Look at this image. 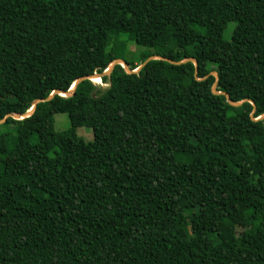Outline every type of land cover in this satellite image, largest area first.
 I'll return each mask as SVG.
<instances>
[{"label":"trees","instance_id":"1","mask_svg":"<svg viewBox=\"0 0 264 264\" xmlns=\"http://www.w3.org/2000/svg\"><path fill=\"white\" fill-rule=\"evenodd\" d=\"M152 55L264 115V0H0V120ZM96 79L0 124V264H264V119L191 63Z\"/></svg>","mask_w":264,"mask_h":264},{"label":"water","instance_id":"2","mask_svg":"<svg viewBox=\"0 0 264 264\" xmlns=\"http://www.w3.org/2000/svg\"><path fill=\"white\" fill-rule=\"evenodd\" d=\"M151 61H163V62L168 63L169 65H172V66H179V65H182V64H185V63H191L193 65V79L195 81L200 82V81L205 80L208 76H212L213 77L214 81H213V83H212V85L210 87L211 94L223 96L225 98L227 104L230 107H233V108L239 107L244 102H247V103H249L252 106V111H251V113L249 115L250 120L255 122V121H258L260 119H264V115L259 116L257 119H253L252 116H253V113H254V105H253V103L251 101L243 100V101H239V102H232L229 99L227 94H225L223 92H217L216 91V85H217L218 78H217V75H216L215 72H210L208 75L204 76L203 78H197V76H196V74H197V63H196V61L194 59L187 58V59H183L181 61L174 62V61H171L169 59H166V58H163V57H160V56L152 55V56L147 57L142 63H140L133 70H130L128 68L127 64L122 59H114L106 67V69L104 71H102L101 73H99V74L93 73V74H91L89 76H83V77L77 78L72 83V85L69 87L68 90H66V91H53L44 99L34 100L33 102H31L30 108L25 113L6 115L2 120H0V124H2L7 118H11L13 120H22L24 118L29 117L33 113V111L35 110V107H36V105L38 103L48 102V101H50L53 98L54 95H58L60 97H70V96H72L73 93H74V90L76 89L78 84H80L83 81H90L91 82V80L94 79V78L100 79L102 77H108L110 75V73L112 72L113 68L115 66H117V65L120 66L124 70V72L126 74H137L148 62H151Z\"/></svg>","mask_w":264,"mask_h":264},{"label":"rangeland","instance_id":"3","mask_svg":"<svg viewBox=\"0 0 264 264\" xmlns=\"http://www.w3.org/2000/svg\"><path fill=\"white\" fill-rule=\"evenodd\" d=\"M230 26L228 27V29ZM224 38H227V33L224 34ZM110 48L115 47L120 49L121 53H118L117 56L126 60V61H136L138 59V55L143 52L145 49L139 46H136L132 42H127L124 37L113 39L110 43ZM107 48L109 50L110 48ZM20 55V54H19ZM100 87H105L103 84H95ZM69 128V121L65 114H54L53 115V129L55 132H63ZM76 137L80 138L83 142L89 143L92 141V134L89 127L82 126L75 129ZM244 228L242 223H239L235 226V230L239 233Z\"/></svg>","mask_w":264,"mask_h":264},{"label":"bare ground","instance_id":"4","mask_svg":"<svg viewBox=\"0 0 264 264\" xmlns=\"http://www.w3.org/2000/svg\"><path fill=\"white\" fill-rule=\"evenodd\" d=\"M91 82H93L95 84H100L99 81L96 78L92 79Z\"/></svg>","mask_w":264,"mask_h":264}]
</instances>
